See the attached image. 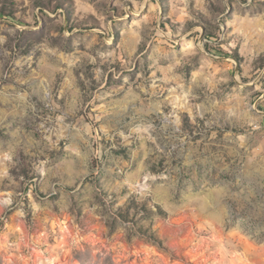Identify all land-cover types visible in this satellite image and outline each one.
<instances>
[{"label":"rangeland","instance_id":"374dc122","mask_svg":"<svg viewBox=\"0 0 264 264\" xmlns=\"http://www.w3.org/2000/svg\"><path fill=\"white\" fill-rule=\"evenodd\" d=\"M0 264H264V0H0Z\"/></svg>","mask_w":264,"mask_h":264}]
</instances>
